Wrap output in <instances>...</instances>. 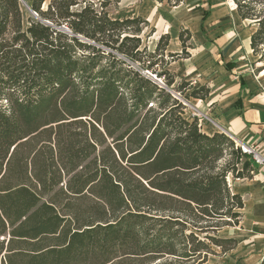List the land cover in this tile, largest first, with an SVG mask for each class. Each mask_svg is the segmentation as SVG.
I'll return each mask as SVG.
<instances>
[{"label":"trees","instance_id":"trees-1","mask_svg":"<svg viewBox=\"0 0 264 264\" xmlns=\"http://www.w3.org/2000/svg\"><path fill=\"white\" fill-rule=\"evenodd\" d=\"M109 1L31 0L24 17L0 0V264H203L237 245L218 234L243 208L227 177L254 165L184 116L177 96L209 93L167 70L190 31L180 53L167 33L148 51L147 20ZM232 1L264 70V0Z\"/></svg>","mask_w":264,"mask_h":264},{"label":"crops","instance_id":"crops-1","mask_svg":"<svg viewBox=\"0 0 264 264\" xmlns=\"http://www.w3.org/2000/svg\"><path fill=\"white\" fill-rule=\"evenodd\" d=\"M199 2L204 8L212 0H181L179 4L172 2L173 6L167 0L144 1L142 8L132 7V12L115 18L141 16L154 28L153 35L169 34L165 54L181 52L178 35L181 29H188L191 33L188 44L192 42V47L187 48L189 55L171 61L167 70L173 75L174 84L189 81L193 88L202 85L209 88L204 99H186L191 108L205 115L201 120V131L208 135L223 132L234 140L256 144L258 150L264 153V70L256 75L251 62L248 65L240 55L242 48L250 53V35L255 26L251 24L252 31L241 36L243 45L240 48L235 32L225 31L232 27L230 22L227 23L229 20H218L224 14V8L218 9L216 13L219 15L211 8L182 18L181 15L187 12L179 11L182 6L191 8ZM206 11L208 15L204 18ZM232 17L233 23L237 19L245 21L236 10ZM185 19H193L201 33L197 34L192 27L185 26ZM224 47L227 50L222 52ZM218 49L221 50L220 60L217 59ZM185 112V117L192 119L187 109ZM230 184L232 190L242 196L243 208L239 224L225 227L222 233L235 238L237 245L229 252L213 257H220L224 264H260L264 256V170L256 167L251 178L231 179ZM209 260L208 257L203 264Z\"/></svg>","mask_w":264,"mask_h":264},{"label":"rangeland","instance_id":"rangeland-1","mask_svg":"<svg viewBox=\"0 0 264 264\" xmlns=\"http://www.w3.org/2000/svg\"><path fill=\"white\" fill-rule=\"evenodd\" d=\"M23 1H24V4H23V2L20 1V3H21V9H22V12H23L24 17H27L28 15H30V13L32 14L30 7L29 8L27 7V6H29L31 0H23ZM144 1L147 3L148 1H152V0H119V1L110 0L109 1V5L107 6V10L109 11V14H110L111 17H122V16H125L126 14L132 12L131 11L132 7L134 8V7L137 6L139 9L142 8V3ZM155 1H159V0H155ZM161 1H163V0H161ZM172 2L174 3V0L168 1V3L170 4V6H173L175 4V3L173 4ZM200 5H201V3L199 2L198 5H196L195 7H191V8L190 7H184V6H182L179 9V11H181V12H183V10H186L187 11V12H185V14L181 15L182 18L185 17V15L193 14L194 12H196L197 14H201L202 13V10H204V9L210 10L212 8L214 10V12L216 13L218 11V9L224 8L223 9L224 10V14L220 15L221 18H218V20L219 19H222V18L224 20H227V21L229 20L227 23L229 24V22H230L232 24V27L230 29H228V30L226 29L225 31L226 32H228V31H234L235 32V36H236V41H238L239 47L242 48L243 41H242L241 36H246V34H248L250 31H252L251 30L252 26L249 25V22L246 21V20L245 21H239V19H237V21H235V23H233V19H232L233 17H232V15L235 14V11L232 9V7L234 6L233 1L232 0H212V2H210V4H205V7L204 8L201 7ZM211 5H214V6H211ZM216 14H218V13H216ZM184 23H185V26L192 27L197 34L198 33H201V30L199 28H196V24L194 23L193 19H188V21H186V19H185L184 20ZM152 28L153 27L151 26V24L148 23V26L145 27V30H146L147 33H149ZM147 33L143 36V43L147 45L148 51H153L154 48H155V45L157 43V40H158L159 36L153 35L154 32L152 34H150L149 36H147ZM227 35L228 34H226V36ZM231 35H232V33H231ZM225 47L222 49V52H225L227 50L226 49L227 47L226 48ZM242 50L243 51H242V53L240 55L243 58L241 60L242 61H246L248 63V65H249V62H252V60H255L256 59V56L251 55L252 53H251L250 47H249V50H250V53L249 54H247V52L245 51V49L242 48ZM220 55H221V50L218 49V57H217L218 60H220L219 59V56ZM165 58H166V56H165ZM148 59L150 60V58H148ZM258 65H260V63L259 64H255L253 66V68H252V71H254V73L256 75H258V73L256 71V67ZM156 68H159L160 69L161 68V64L158 63V67H156ZM151 76H152V78L154 80H156L159 84H161V81H162L161 78L156 77L154 74H152ZM179 83H180V81L177 82V84H179ZM177 84H176V86H177ZM173 87H175V86H173ZM188 93H190V90L189 89L186 90L182 94L183 97H185V94H188ZM188 100H190V98H188ZM186 102L187 103L184 104L185 105V110L187 109L192 114V108L190 106L191 104L188 103V101H186ZM185 115H186V112L184 111V116ZM223 229H221L218 234L227 237L224 233H222V230ZM213 248L216 251H219V248H217L215 246ZM213 256H215V255H209L208 256L210 258V260L206 264H224L221 261V258L220 257L217 256V258H215ZM166 259L168 260L170 258H166ZM164 262H166V261H164V260L161 259L160 263L163 264Z\"/></svg>","mask_w":264,"mask_h":264},{"label":"built area","instance_id":"built-area-1","mask_svg":"<svg viewBox=\"0 0 264 264\" xmlns=\"http://www.w3.org/2000/svg\"><path fill=\"white\" fill-rule=\"evenodd\" d=\"M33 15H35V12L31 11ZM149 75H152L151 73L148 72ZM155 77V76H154ZM161 85H164V83L161 81ZM165 86V85H164ZM179 98V100L183 103L186 104L187 100L185 98H183L182 96H177ZM203 115L198 109L193 108L192 107V117H196L198 119V124L201 126V120L203 118ZM234 140V139H233ZM235 142V146L239 147V149L241 150V152L246 155L249 160L252 161L253 165H254V169L256 167L261 168L264 170V153L260 152L257 148L256 144L253 143H246V142H242L239 140H234ZM254 169L252 170L251 173H253ZM229 183L231 181V179L229 177H227ZM231 185V184H230Z\"/></svg>","mask_w":264,"mask_h":264},{"label":"water","instance_id":"water-1","mask_svg":"<svg viewBox=\"0 0 264 264\" xmlns=\"http://www.w3.org/2000/svg\"><path fill=\"white\" fill-rule=\"evenodd\" d=\"M21 2H23V4H24V1L23 0H20ZM27 5V4H26ZM28 8H29V6H27ZM61 29H63V30H67L65 27H61Z\"/></svg>","mask_w":264,"mask_h":264},{"label":"bare ground","instance_id":"bare-ground-1","mask_svg":"<svg viewBox=\"0 0 264 264\" xmlns=\"http://www.w3.org/2000/svg\"><path fill=\"white\" fill-rule=\"evenodd\" d=\"M263 71V70H262Z\"/></svg>","mask_w":264,"mask_h":264}]
</instances>
